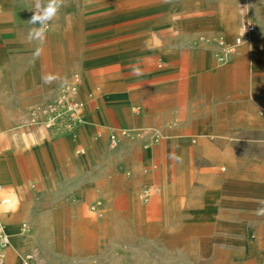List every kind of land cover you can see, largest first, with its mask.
<instances>
[{
	"label": "crops",
	"instance_id": "1",
	"mask_svg": "<svg viewBox=\"0 0 264 264\" xmlns=\"http://www.w3.org/2000/svg\"><path fill=\"white\" fill-rule=\"evenodd\" d=\"M251 3L264 16V0ZM3 9H9L0 10L4 14L14 11L11 6ZM262 20L258 25L264 28ZM0 34L7 35H0V55L7 61L0 64V220L10 234L9 244L0 249V264H21L28 249L32 238L20 231V223L30 219L27 205H55L61 220L74 221L77 214L69 206L96 199L97 186H133L140 176L137 169L144 163L139 145L123 142L111 148L105 135L106 148L95 142L96 132L108 127H149L167 140L187 144L195 138L197 143L190 150L198 151L206 141L233 137L230 133L216 135L202 125L224 123L225 116L219 110L238 109L245 94L253 92L257 83L264 86L260 37L255 36L249 44H239L231 62L225 65L215 60L216 46L164 45L147 51V55L162 59V67L140 63L139 72L119 74L86 70L76 93V98L84 103L82 122L69 124L59 120L51 129L38 123L20 128L21 120L31 117L29 109L40 106L57 84L44 81L41 55L33 39L22 37L15 15H9L8 22H0ZM24 55L28 56L23 61L28 62L29 69L21 84L13 69ZM241 69L242 81L238 71ZM221 80H226V84L219 85ZM95 84L102 86L98 95ZM81 91L86 101L80 96ZM214 155L206 163L198 186L200 193L209 197L168 198L166 204L175 228L189 242L188 228L197 223V244L209 246L207 251L214 259L213 254L232 250L237 254L233 264H260L264 259V214L260 212L264 209V181L260 183L264 168L244 171L225 157L223 150ZM222 157L228 165L225 175L213 168ZM125 168L132 171V177L123 178ZM174 179L170 187L177 184L176 171ZM205 227L210 230L206 234L202 232Z\"/></svg>",
	"mask_w": 264,
	"mask_h": 264
},
{
	"label": "rangeland",
	"instance_id": "2",
	"mask_svg": "<svg viewBox=\"0 0 264 264\" xmlns=\"http://www.w3.org/2000/svg\"><path fill=\"white\" fill-rule=\"evenodd\" d=\"M37 3L46 7L48 0H0V10H9L3 9L9 6L14 10L7 14L0 12V22H8L9 15H15L22 37L29 38L33 28L41 27L39 23H31ZM262 18L263 14L255 10L251 0H62L56 16L44 25L43 40L31 38L42 58L44 81L57 84L39 105L52 99L75 75L85 80V71L92 68L99 73L119 74L138 69L140 63L162 67V59L147 55V51L164 45L216 46V62L229 64L238 46L229 55L224 53V47L234 41L245 25H253L254 30L241 44H249L257 36L262 40L261 49L264 48V28L258 25ZM27 58L22 56L13 69L21 84L23 74L29 69L28 62H24ZM5 62L0 55V64ZM238 71L242 81V69ZM225 81L218 84L225 85ZM263 88V84L257 83L253 92L244 95L238 109L219 110L225 116L224 123L202 125L216 135L230 133L233 137L227 141H206L198 151L190 150L197 143L195 138L187 144L167 140L149 127H108L96 132L95 142L106 148L105 137L118 129L125 132L120 135L118 146L123 142L138 144L144 158L137 169L140 176L129 188L121 184L118 188L97 186L96 199L69 206L77 214L74 221L61 220L55 205H27L30 219L20 223V231L32 240L21 264H34V261L36 264L43 261L49 264H233L236 252L224 250L213 254L214 259L207 251L209 246L197 244L200 232L197 223L189 226L191 236L185 242L166 203L169 197H209L200 193L198 186L205 175L206 163L218 150H223L225 157L234 160L244 171L250 167L264 168ZM94 89L98 95L102 86L95 84ZM88 94L96 97L94 93ZM80 96L86 101L83 91ZM35 108L29 109L30 115ZM36 124L28 117L18 126L30 128ZM82 150L86 151L85 147ZM223 167L226 169L222 170ZM213 168L225 175L228 165L222 157ZM175 171L177 184L170 187ZM132 175L129 168L123 170V178ZM144 189L148 190L147 200L140 196ZM2 226L6 231L3 220ZM209 231L207 227L202 230L204 234ZM6 233L10 240L9 232ZM260 264H264V259Z\"/></svg>",
	"mask_w": 264,
	"mask_h": 264
},
{
	"label": "built area",
	"instance_id": "3",
	"mask_svg": "<svg viewBox=\"0 0 264 264\" xmlns=\"http://www.w3.org/2000/svg\"><path fill=\"white\" fill-rule=\"evenodd\" d=\"M254 30L253 25H245L241 33L235 37L232 43L225 45L224 53L226 55L231 54L235 47L242 43L243 38L250 34ZM81 78L75 75L73 81L61 88V90L48 102L35 108L31 114V121L41 124L47 129H51L59 120H65L69 124H75L82 122L81 111L84 103L76 98L78 86ZM123 130H112L108 134V145L114 148L120 139V135H124ZM143 199L148 198V190L144 189L141 192ZM9 237L5 229L2 226L0 220V249H3L8 245ZM26 264V263H24Z\"/></svg>",
	"mask_w": 264,
	"mask_h": 264
},
{
	"label": "clouds",
	"instance_id": "4",
	"mask_svg": "<svg viewBox=\"0 0 264 264\" xmlns=\"http://www.w3.org/2000/svg\"><path fill=\"white\" fill-rule=\"evenodd\" d=\"M62 0H48L47 6H41L40 3H37L36 10L34 11L33 16L31 17V23L37 24L39 23L41 27L33 28L29 34V38H36L39 40H43L45 28L44 25L46 22L51 21L58 11ZM134 71L139 72V69H134ZM261 214H264V209L260 210Z\"/></svg>",
	"mask_w": 264,
	"mask_h": 264
},
{
	"label": "bare ground",
	"instance_id": "5",
	"mask_svg": "<svg viewBox=\"0 0 264 264\" xmlns=\"http://www.w3.org/2000/svg\"><path fill=\"white\" fill-rule=\"evenodd\" d=\"M79 88V87H78ZM26 264H28V263H26Z\"/></svg>",
	"mask_w": 264,
	"mask_h": 264
}]
</instances>
